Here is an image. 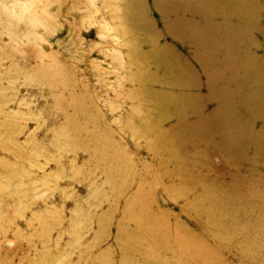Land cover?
Listing matches in <instances>:
<instances>
[{
    "label": "rangeland",
    "instance_id": "1",
    "mask_svg": "<svg viewBox=\"0 0 264 264\" xmlns=\"http://www.w3.org/2000/svg\"><path fill=\"white\" fill-rule=\"evenodd\" d=\"M142 4L0 0V264H264V184L181 160Z\"/></svg>",
    "mask_w": 264,
    "mask_h": 264
},
{
    "label": "bare ground",
    "instance_id": "2",
    "mask_svg": "<svg viewBox=\"0 0 264 264\" xmlns=\"http://www.w3.org/2000/svg\"><path fill=\"white\" fill-rule=\"evenodd\" d=\"M153 10L162 24L155 34L170 40L156 52L174 90L160 105L176 115L181 160L201 169L212 146L226 168L247 167L248 182L264 184V0H143V17Z\"/></svg>",
    "mask_w": 264,
    "mask_h": 264
}]
</instances>
